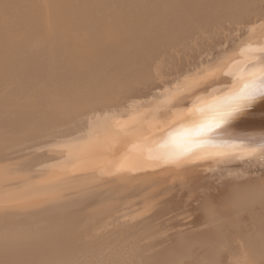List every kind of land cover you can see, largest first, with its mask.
I'll return each mask as SVG.
<instances>
[{
  "label": "bare ground",
  "instance_id": "obj_1",
  "mask_svg": "<svg viewBox=\"0 0 264 264\" xmlns=\"http://www.w3.org/2000/svg\"><path fill=\"white\" fill-rule=\"evenodd\" d=\"M262 63L264 0H0V264H264V161L126 162Z\"/></svg>",
  "mask_w": 264,
  "mask_h": 264
},
{
  "label": "snow or ice",
  "instance_id": "obj_2",
  "mask_svg": "<svg viewBox=\"0 0 264 264\" xmlns=\"http://www.w3.org/2000/svg\"><path fill=\"white\" fill-rule=\"evenodd\" d=\"M257 95H264V63L236 94L204 105L193 106L186 113H176L175 119L181 122L196 115L202 118L191 128H180L176 132H169L164 144L153 147L151 139L133 144L126 162L136 166L147 158L156 163L181 166L192 160L205 159H211L218 165L238 160L264 161V137L258 141L238 143H217L211 139L221 134L217 130L221 129V125L228 123L238 106L255 99ZM206 111H211L213 115L205 117Z\"/></svg>",
  "mask_w": 264,
  "mask_h": 264
}]
</instances>
